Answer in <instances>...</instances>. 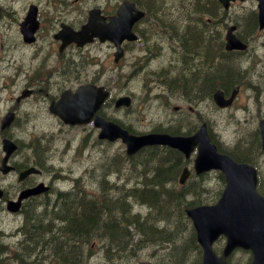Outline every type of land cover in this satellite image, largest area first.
Returning <instances> with one entry per match:
<instances>
[{"label": "flooded vegetation", "instance_id": "flooded-vegetation-1", "mask_svg": "<svg viewBox=\"0 0 264 264\" xmlns=\"http://www.w3.org/2000/svg\"><path fill=\"white\" fill-rule=\"evenodd\" d=\"M215 3L216 7L212 5ZM257 14L256 0H231L226 9L217 0H0V164L5 155L2 139L7 137L16 144V149L7 161L9 171H0V217L5 215L15 225L9 233L11 240L7 243L2 240L6 231L0 227V254L10 258L25 255L20 251L23 233L26 231L24 212L38 202L37 206L43 207L48 197L44 193L27 198L20 202L16 213L9 212L8 202H17L22 190L42 182L49 186V196L54 193L56 200L63 193L72 195L77 190L60 188L51 180L66 174L55 170L53 156H47L48 150H52V141L39 139L45 137L43 135L18 140L11 132L35 130L36 127L43 130L46 126L56 124L58 128L93 127L92 122L69 126L49 111L64 91L74 93L86 85L102 86L110 92L109 98L98 111L101 117L106 120L118 119L131 129L130 121L126 124L106 112V108L113 105L116 98L112 97L109 86L114 77H111V69L120 70L116 81L134 76V72L127 74L125 68H146L158 62H164L161 67L186 70L189 67L181 64L183 56L180 51H184L185 44L182 45L183 39L180 36H186V47L192 45L193 31L206 34L209 39L199 53H186L188 65H198L202 77L198 97L204 109L199 110L200 116L203 117L206 106L217 113L238 111L246 116L256 115L258 120L252 135L253 141L260 146L259 122L264 118V27H259ZM117 15H141L131 27L136 35L135 40L109 38L111 34L117 35ZM204 21L207 27L202 26ZM87 24L89 28L85 39L88 41L78 45L72 41V35L80 32ZM196 25L199 27L195 28ZM230 26H234L233 33L244 47L226 49L224 35ZM118 50H121V54L116 60ZM223 68L232 75L223 76ZM154 80L157 81V78ZM224 80L234 85L224 90ZM217 89L223 91L225 99L235 91L228 107L215 105L212 95ZM208 93L210 100L207 102ZM156 95L158 98L180 97L176 91L167 92L164 89ZM187 95L184 93L182 100H188ZM128 109L118 110L126 113ZM173 110H182L183 126L189 125V104L187 107L182 106V109L175 105ZM7 114L12 119L9 125L3 127L2 120ZM180 116L167 119L162 125L180 122ZM132 129L134 134L138 133ZM93 130L98 132L95 128ZM93 137L94 132L87 133L85 139L88 144L82 147L87 150L92 148L89 144L94 143ZM216 142L225 150H239L237 142L227 143L218 139ZM247 153L256 169V190L264 196V171L261 170L264 153L261 150V156H257L251 149ZM30 169L38 172H30L20 179L21 173ZM91 237H82L81 240L70 238L69 241L78 251L83 248L81 244L85 247V244L90 243L91 251H84L89 254L96 247L95 238ZM78 241L81 243L78 244ZM42 250H47L45 244ZM237 252L245 253L244 250H235L232 260ZM244 255L251 261V251Z\"/></svg>", "mask_w": 264, "mask_h": 264}, {"label": "trees", "instance_id": "trees-1", "mask_svg": "<svg viewBox=\"0 0 264 264\" xmlns=\"http://www.w3.org/2000/svg\"><path fill=\"white\" fill-rule=\"evenodd\" d=\"M180 37L183 39L182 45L185 44V54L180 51L182 61L189 68L178 69L175 76L171 74L170 79H164V84L171 91L188 94L189 103L197 105L202 77L198 65H188L186 53H199L209 39L206 34L193 31L192 45L186 47V36ZM222 75L232 73L223 68ZM222 85L226 90L234 84L224 80ZM177 127L162 131L188 135L194 131L196 124L184 130L180 129L182 124ZM252 144L258 147L254 141ZM239 150L231 153L232 157L253 163L245 151L248 147H240ZM120 159L121 156H109L101 161V175L95 178L97 191L83 187L79 182L72 195L63 193L57 197L58 200L56 197H46L43 207L37 206L39 202L33 204L30 210L24 212L26 231L20 251L25 255L8 260L0 258V264H82L80 251L75 249L74 244L71 245L69 239L81 240L82 237L88 239L91 236L124 237L127 255L133 248H128L131 244L141 248L153 246L157 252L168 249L167 261L158 264H200L201 250L184 210L214 202L216 197L209 201L208 195L214 193L218 197L220 190L217 191L216 187L205 189L202 177L200 180L191 178L184 185L177 186V174L186 161L179 152L159 146L147 147L128 160L130 170L138 177L133 186L114 188L105 175L114 172ZM134 203L146 210L143 213L135 211ZM43 244L47 247L45 251L42 250ZM228 263L238 264L232 260H228Z\"/></svg>", "mask_w": 264, "mask_h": 264}, {"label": "water", "instance_id": "water-1", "mask_svg": "<svg viewBox=\"0 0 264 264\" xmlns=\"http://www.w3.org/2000/svg\"><path fill=\"white\" fill-rule=\"evenodd\" d=\"M227 7L229 0H220ZM117 15L115 18L117 35L109 37L118 38L119 41L127 38L133 40L135 37L130 28L139 16ZM258 19L260 28L264 27V0H258ZM84 26L80 32L72 35V41L78 45L87 42V29ZM234 26L228 28L225 35L226 49L242 48L243 45L233 34ZM82 39L83 41H79ZM116 54V60L120 55ZM108 93L102 87L93 85L81 86L74 94L70 91L62 93L60 99L50 106V111L59 116L67 124H82L90 121L96 113ZM225 101L220 90L214 94L217 105L224 107L229 104ZM130 97H119L115 101V107L130 105ZM10 115L5 117L4 126L10 123ZM94 125L100 129L98 138L115 141L121 139L125 144L127 155H133L145 146H167L184 154L186 158L196 149L193 160V168L197 175L212 169L220 170L225 178V187L220 198L212 205H200L185 210L186 216L192 221L196 232L197 243L202 249L201 264H227V257L235 248L250 250L252 260L250 264H264V196L256 192V171L253 166L246 163H237L231 157L221 154L209 139L206 123L200 125L198 130L189 136L170 135L167 133H147L132 135L121 128L118 124L105 121L95 114ZM261 148L264 151V119L259 123ZM3 150L5 156L2 159L1 170L7 172L10 167L6 166L8 156L15 150V144L3 139ZM30 172H38L30 169L21 173L20 179ZM189 175L184 168L179 177V183L183 184ZM19 179V180H20ZM49 187L43 183L29 189L23 190L17 202H9L8 209L15 212L19 208L20 201L29 196L45 192ZM1 196V191H0ZM223 235L226 239L225 246L217 255L213 248V242Z\"/></svg>", "mask_w": 264, "mask_h": 264}, {"label": "rangeland", "instance_id": "rangeland-1", "mask_svg": "<svg viewBox=\"0 0 264 264\" xmlns=\"http://www.w3.org/2000/svg\"><path fill=\"white\" fill-rule=\"evenodd\" d=\"M246 8V12H248ZM182 16V15H175ZM225 28L223 29V33ZM164 62L152 63L150 67L146 68H125L127 74L134 72L131 78L125 79L124 77L121 80H117L120 70L111 69V77H113L109 86L111 88L112 97H118L121 95H129L133 99L132 107L126 113L114 109L113 105L106 108V112L110 117H116L121 119L126 124H129L128 121L132 123L131 127L136 129L139 132L148 131L155 126L162 125L167 119L176 118L180 116V112L173 110V106H179L182 109V106L187 107L185 101L179 97L171 96L169 98H163L161 101L155 98V93L162 91L163 89L155 83L150 76L151 71H156L161 68ZM116 81V82H115ZM125 81V82H124ZM157 91V92H156ZM166 102H169L171 105L166 109ZM204 107L200 104L195 106V111L191 109L190 111V126L193 122L196 121V118L199 117L198 111H202ZM182 116L184 114H181ZM203 117L208 120L210 134L214 138L227 143L230 141H235L239 136L248 141L253 139L252 133L254 132V124L258 120V116L251 115L246 116L240 112L227 111V112H212L206 106V110L203 113ZM44 119V118H43ZM45 121V119L43 120ZM239 121V122H238ZM48 123V122H47ZM58 124L54 126H42L36 127L37 129H29L26 131H12L11 134L14 138L18 140H27L32 139L37 136L44 135L45 137L39 138L44 139L48 142L50 139L52 142V150L49 151L48 155L53 156L55 170L58 172L66 173L64 179L59 178L58 176L52 178L54 184L60 188H70V180H67V174L70 176L77 177V180L83 181L84 185L90 188L92 191H97V183L95 178L100 176V163L102 159L109 155H119L121 156V169L122 175L120 179L117 180L116 174L112 176L111 179L107 178L110 174H106L105 178L113 184L114 188H117L122 185V187L133 186L138 177L134 176L126 160L123 158L124 147L120 142H115L113 144H103L99 142L90 143L92 148L88 149L86 147H77L80 141L85 138L87 133L94 132V127H85V128H58ZM167 125V124H165ZM163 125V126H165ZM64 144V145H63ZM248 143L247 145H249ZM261 156V153L256 154ZM262 171H264V164L262 163ZM61 174V173H60ZM214 173L209 175V178L206 180L205 189H214L215 186L218 187V177L217 181L214 179ZM115 178V179H114ZM130 181V182H129ZM139 183V182H138ZM205 194V193H204ZM209 201H212L215 198L214 193H210ZM133 208L139 210L142 213L145 211L142 206L134 203ZM13 226L6 216L1 215L0 217V227H3L6 231L2 240L4 242H9L11 240L9 233L13 231ZM96 246L106 247L107 251L111 255H117L116 252H113V246H109V242L105 239L94 241ZM135 247V246H134ZM87 251L88 248L84 247ZM91 251V249H90ZM167 251L168 249L157 252L156 247L147 246L142 249L135 250L134 255H124L122 258H112L109 260L106 256L105 251H100L96 247L90 253L88 258L85 259L84 264H157L158 262L167 261ZM234 260L239 264H245L247 257L242 252H237L234 256ZM10 257H6V260Z\"/></svg>", "mask_w": 264, "mask_h": 264}, {"label": "bare ground", "instance_id": "bare-ground-1", "mask_svg": "<svg viewBox=\"0 0 264 264\" xmlns=\"http://www.w3.org/2000/svg\"><path fill=\"white\" fill-rule=\"evenodd\" d=\"M75 129H77V128H75ZM64 145V144H63ZM149 159V158H148ZM115 179V178H114ZM130 182V181H129ZM171 184V183H170ZM144 186V185H143ZM74 225V224H73ZM66 244H68V243H66ZM67 246V245H66ZM65 247V246H64Z\"/></svg>", "mask_w": 264, "mask_h": 264}]
</instances>
